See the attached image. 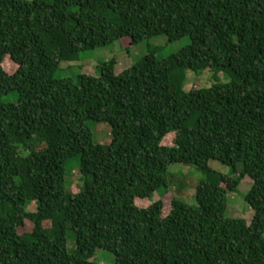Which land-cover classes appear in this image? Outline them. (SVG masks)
Returning a JSON list of instances; mask_svg holds the SVG:
<instances>
[{
	"label": "trees",
	"instance_id": "obj_1",
	"mask_svg": "<svg viewBox=\"0 0 264 264\" xmlns=\"http://www.w3.org/2000/svg\"><path fill=\"white\" fill-rule=\"evenodd\" d=\"M160 35L191 42L57 76L84 51ZM204 70L231 80L186 90ZM175 163L207 175L195 203L171 195ZM246 176L255 214L229 216ZM0 264H264V0H0Z\"/></svg>",
	"mask_w": 264,
	"mask_h": 264
},
{
	"label": "rangeland",
	"instance_id": "obj_2",
	"mask_svg": "<svg viewBox=\"0 0 264 264\" xmlns=\"http://www.w3.org/2000/svg\"><path fill=\"white\" fill-rule=\"evenodd\" d=\"M190 42V37H184L183 39L172 43L169 42L166 35H160L152 39L144 40L139 44L131 46H128L129 41L125 43L123 40H119L106 47L84 51L81 53L78 60L64 61L61 64L57 76L61 78L75 77L81 73L98 76L99 66L112 59L117 60L118 64L116 66V72L120 73L140 61L151 50L156 52L158 58H164L177 52L182 47L190 44ZM10 61L11 60L8 57L3 64L4 67H7L8 70L15 69L13 62L11 63ZM214 75L215 73L211 70H204L202 73L189 71L184 82V88L186 90H190L193 87L208 88L216 82L227 83L231 80L229 77L225 76L223 72L219 73L217 76ZM2 99L5 102H18L19 94L17 91H14L2 97ZM90 126L94 132L96 142L101 144L111 143L112 129L108 123L91 121ZM171 140L172 137H169L167 142L171 143ZM210 166L215 171L223 174H230L231 171L229 166H226L217 160H211ZM71 175L78 177V170L74 169L71 172ZM169 177L173 191L171 195H177L187 202L195 203L196 188L199 182L207 177V175L196 166L175 163L170 166ZM253 182L254 181L251 177L246 176L243 180H241L238 191L229 195V216L243 219L253 218L255 212L245 199V195L251 189ZM73 190H78V181L74 183ZM160 198V195L156 193L153 201ZM165 199L166 202H171V198L169 196ZM151 202L152 200L150 199H137V203L140 206H146ZM30 228L31 227L29 225L27 229L29 230ZM95 259L100 263H113L115 261V255L110 251L100 249L97 251Z\"/></svg>",
	"mask_w": 264,
	"mask_h": 264
}]
</instances>
